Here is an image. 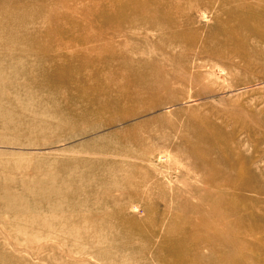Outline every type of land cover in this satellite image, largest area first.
Masks as SVG:
<instances>
[{"label":"rangeland","instance_id":"rangeland-1","mask_svg":"<svg viewBox=\"0 0 264 264\" xmlns=\"http://www.w3.org/2000/svg\"><path fill=\"white\" fill-rule=\"evenodd\" d=\"M132 1L0 0V264H264V0Z\"/></svg>","mask_w":264,"mask_h":264},{"label":"bare ground","instance_id":"bare-ground-1","mask_svg":"<svg viewBox=\"0 0 264 264\" xmlns=\"http://www.w3.org/2000/svg\"><path fill=\"white\" fill-rule=\"evenodd\" d=\"M63 1H68V0H63ZM72 1V0H71ZM104 1H107V0H104ZM124 1V0H123ZM129 2H130V0H129ZM144 2V1H143ZM142 3V2H141ZM155 3V2H154ZM111 4H112V2H111ZM144 4H147L146 5V7H148V3H144ZM138 5H141V4H139V1L138 0H133L132 1V3L129 5V8L130 9H136V6H138ZM142 6H143V4H142ZM152 7H153V5H151ZM141 7V6H140ZM139 7V8H140ZM145 7V6H144ZM92 8V7H91ZM90 8V9H91ZM154 8H155V4H154ZM119 9H122V5H116V7H113V5H108V3L107 4H102L101 6H99V8H98V11H99V14H100V16H97L96 18H94V23H92L93 25H95V27H96V30L94 31V33H92V34H89V33H72V32H70V30L69 29H63V28H61L60 26H59V24L57 23V24H54L53 25V27L51 28V33L56 37V38H58L59 39V42L58 43H60L61 45H63V46H69L70 44L71 45H75V44H77V45H79V46H86L87 44H89V45H87L86 47H84L85 49L84 50H82V49H77V50H74V51H70V52H67V53H55L54 55H51V56H49V58H48V56H46V59H49V61H50V64H51V68H52V70H50L47 74H49L50 76H55V78L57 77V78H61V77H63V76H66V74H69L70 72L68 71L69 70V68H71V70H72V74H73V76H74V74H76V72H77V70H81V69H83V67H85V65L87 66V67H91L90 68V70H92L93 72H92V76L93 75H96V73L98 72V69H97V67H98V63L99 62H103L104 61V59L105 58H103L104 56V54H102V51H101V53L100 54H98L97 53V51L99 52V50H102L104 47H105V45L104 44H102L101 43V39H104V38H107V39H112L113 37H115V36H117V35H119V33H118V30L117 29H115V28H111V29H108V25H106V23L105 24H103L102 26L99 24L102 20H106V21H108V22H113L114 20L115 21H119V23L122 21V23H124V25L127 23V21H128V16H119V15H121V13H118V10ZM141 9H142V7H141ZM156 9V8H155ZM129 10V9H128ZM149 10H151V9H149ZM148 10V11H149ZM136 11V10H135ZM140 11V10H139ZM152 11V10H151ZM154 11H156V10H154ZM91 12H93V11H91ZM127 13V12H126ZM139 13V12H138ZM148 13H150V12H148ZM155 13V12H154ZM86 14H88V13H86ZM96 14V13H95ZM136 15V14H135ZM135 15H133V16H135ZM54 17H56V18H59L60 19V17L59 16H54ZM63 17V16H62ZM136 17V16H135ZM138 17H140L139 15H138ZM154 17V16H153ZM165 17V16H164ZM142 18V17H141ZM143 18H146V17H143ZM157 18V17H156ZM231 18V17H230ZM237 18V17H236ZM90 19V18H89ZM93 19V18H92ZM148 19V18H147ZM233 19V18H232ZM139 20V19H138ZM149 20V19H148ZM153 22H150L148 25H150L152 28L153 27H155V22H154V19L152 20ZM158 21V20H157ZM162 21V20H161ZM165 21H166V19H165ZM168 21V20H167ZM166 21V22H167ZM142 22H143V20H142ZM147 22V21H146ZM146 22H144V24L146 23ZM163 22H164V20H163ZM162 22V23H163ZM166 22H165V24H163L164 26L166 25ZM119 23H117V24H119ZM136 23V22H135ZM138 23V22H137ZM159 24L161 23V22H158ZM167 23H170V22H167ZM111 24V23H110ZM128 24V23H127ZM133 24V23H132ZM147 24V23H146ZM114 25V24H113ZM121 25V24H120ZM133 25H135V24H133ZM161 25V24H160ZM128 26V25H127ZM142 26V24L141 23H139V24H137L136 25V28H140ZM157 26H159V25H157ZM156 26V27H157ZM167 26V25H166ZM147 27V26H146ZM161 27V26H160ZM160 27L158 28L159 30H160ZM170 27V25H168V27H166L165 29H167V28H169ZM163 28V27H162ZM161 28V30L163 31V29ZM171 28V27H170ZM235 28V27H234ZM233 28V29H234ZM93 29V28H92ZM120 29H121V26H120ZM226 28L225 27H221L220 28V30L223 32L224 30H225ZM125 30H126V28H125ZM130 30V29H129ZM237 31V30H236ZM76 34V35H75ZM84 34V35H83ZM130 34V33H129ZM121 35H122V33H121ZM52 36V35H51ZM54 36H53V39H54ZM97 41H99L100 43L98 44L97 43ZM234 41V40H233ZM94 42V43H93ZM230 43V42H229ZM233 43V42H232ZM86 44V45H85ZM225 44V43H224ZM220 46H222V45H219V47ZM215 49V48H214ZM219 49H223V48H219ZM216 50V49H215ZM208 52V51H207ZM211 52V51H210ZM218 52V51H217ZM214 53H216V52H214ZM213 53V54H214ZM203 54V53H202ZM83 64H85V65H83ZM253 64V63H252ZM105 65H106V63H105ZM83 66V67H82ZM108 66V65H107ZM106 66V67H107ZM109 71H110V69H109ZM106 74V73H105ZM109 74V73H108ZM67 77H69V76H67ZM103 77H104V75H103ZM71 80H76L77 78H75V76L74 77H69ZM105 80L108 82V81H110V80H108L110 77H108V76H106L105 75ZM103 78V79H104ZM112 78V77H111ZM118 78V77H117ZM116 78V79H117ZM120 78H122V77H120ZM124 79H125V77H123ZM122 78V79H123ZM127 78V77H126ZM62 79V78H61ZM60 79V80H61ZM115 79V78H114ZM67 80V79H66ZM94 80H95V78H94ZM130 80V79H129ZM115 81H117V80H115ZM131 81H133V80H131ZM131 81H129V83L131 82ZM103 82H104V80H103ZM107 82H106V84H107ZM111 82H114V80L113 81H111ZM127 82V81H126ZM122 83V82H121ZM121 83H119V84H121ZM128 83V84H129ZM113 83H111V85H112ZM114 84H116V82H114ZM125 84V83H124ZM147 84V83H146ZM105 85V84H104ZM108 85V84H107ZM122 85V84H121ZM139 86V85H138ZM149 86V85H148ZM133 88V87H132ZM136 88H138V87H136ZM142 88V87H141ZM96 91L97 89H92V91ZM93 93V92H92ZM132 95L133 94H126V97H128V98H130V97H132ZM211 138V137H210ZM212 139V138H211ZM210 139V140H211ZM208 140V139H207ZM208 143L210 142V141H207ZM192 148H194V146L192 147ZM190 153H191V155L192 156H195L194 155V151L192 150V151H190ZM198 158V157H197ZM248 187V186H247ZM249 188V187H248Z\"/></svg>","mask_w":264,"mask_h":264}]
</instances>
